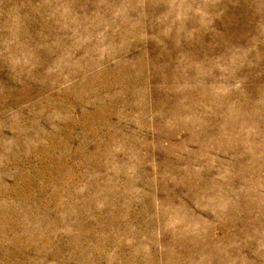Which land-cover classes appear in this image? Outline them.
<instances>
[{
	"label": "rangeland",
	"instance_id": "rangeland-1",
	"mask_svg": "<svg viewBox=\"0 0 264 264\" xmlns=\"http://www.w3.org/2000/svg\"><path fill=\"white\" fill-rule=\"evenodd\" d=\"M0 264H264V0H0Z\"/></svg>",
	"mask_w": 264,
	"mask_h": 264
}]
</instances>
